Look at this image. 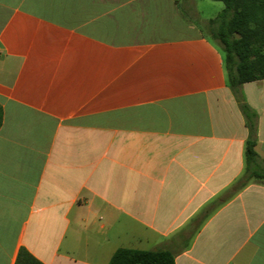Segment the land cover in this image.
Returning <instances> with one entry per match:
<instances>
[{"label":"crops","instance_id":"obj_1","mask_svg":"<svg viewBox=\"0 0 264 264\" xmlns=\"http://www.w3.org/2000/svg\"><path fill=\"white\" fill-rule=\"evenodd\" d=\"M205 20L196 0H0V264H264V180L235 188L249 131ZM241 92L264 161V80Z\"/></svg>","mask_w":264,"mask_h":264},{"label":"trees","instance_id":"obj_2","mask_svg":"<svg viewBox=\"0 0 264 264\" xmlns=\"http://www.w3.org/2000/svg\"><path fill=\"white\" fill-rule=\"evenodd\" d=\"M222 2L224 9L205 21L204 29L224 53L228 86L246 120V170L237 182L239 190L253 180H264V161L256 150L257 114L244 101L241 88L246 83L264 80V0H211ZM3 110L0 107V128ZM176 254L169 249L134 250L121 248L109 264H176ZM19 264H41L28 251L20 253Z\"/></svg>","mask_w":264,"mask_h":264},{"label":"rangeland","instance_id":"obj_3","mask_svg":"<svg viewBox=\"0 0 264 264\" xmlns=\"http://www.w3.org/2000/svg\"><path fill=\"white\" fill-rule=\"evenodd\" d=\"M217 5L223 7V4L219 2H214L211 0H196V8L198 9L202 18L204 20L206 19L205 21L217 15V9L215 8L218 7Z\"/></svg>","mask_w":264,"mask_h":264}]
</instances>
